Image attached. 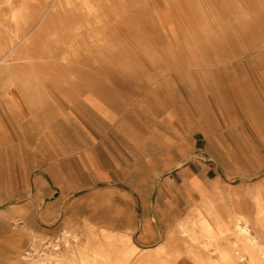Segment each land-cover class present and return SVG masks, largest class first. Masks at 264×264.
Masks as SVG:
<instances>
[{
    "label": "crops",
    "instance_id": "1",
    "mask_svg": "<svg viewBox=\"0 0 264 264\" xmlns=\"http://www.w3.org/2000/svg\"><path fill=\"white\" fill-rule=\"evenodd\" d=\"M261 52L255 54L261 86L247 88L232 79L228 100L218 90L211 114H205L204 104L201 114L198 106L190 107L187 90L174 94L164 82L151 84L129 109L116 106L125 100L120 84L95 83L79 94L67 82L68 93L61 96L70 110L59 116L35 113L28 95L17 93L19 84L0 92V264L11 255L12 231L24 228L16 233L25 247L29 231L53 235L71 228L79 210L94 223L130 231L138 226L139 245L155 241L154 222L171 216L177 198L188 202L192 176L208 187V181L224 184L203 161L206 153H224L221 136L206 120L219 115L217 107L248 121L255 132L244 137L248 146L249 138H264ZM55 100L60 106V95ZM18 205L23 219L12 229Z\"/></svg>",
    "mask_w": 264,
    "mask_h": 264
},
{
    "label": "rangeland",
    "instance_id": "2",
    "mask_svg": "<svg viewBox=\"0 0 264 264\" xmlns=\"http://www.w3.org/2000/svg\"><path fill=\"white\" fill-rule=\"evenodd\" d=\"M149 4L155 7L154 13L166 11V19H163L164 16L158 19L159 16L155 14L154 19L151 18V28L161 30L157 41L159 43L152 40L147 33L148 27V35L111 41V46L106 42L91 45V42L83 39L72 42L68 41L69 39L44 40L34 44L39 45L38 48H30L28 52L14 54L13 57L8 56L7 67L0 72V92L13 84H19L22 91L17 93L22 92L30 97L29 105L35 113L46 111L50 112V115L59 116L70 110V104L63 101L61 96L68 93L63 89L64 83L67 82H72L79 94L84 93L85 87L95 83L120 84L124 86L122 96L125 100L119 101L120 104L116 106L124 109L132 107L134 102L149 90L151 84L164 82L174 94L187 90L189 106H198L200 114L204 110L205 114H211L213 98L218 94V90L222 97L228 100L229 96L226 97L225 94L229 91V82H232V79L236 78L239 83L246 84L247 88L261 86L257 75L260 73L257 70L260 66L255 58L257 51L251 45L257 35H264V0H149ZM161 5L165 6V11L156 8ZM46 7L50 9L48 5H44L41 10ZM71 10L83 11L78 8ZM6 12V6L1 5L0 17ZM125 13L130 14L128 11ZM196 14L203 18L199 21ZM168 28L173 31L165 30ZM5 39L7 38H0L1 43H4ZM7 44L6 49L12 46ZM12 58L14 60H11ZM64 61L68 62L65 66ZM58 88L59 90H56ZM108 92L113 95L117 93L115 90ZM59 95L62 99L58 100L60 106L55 100ZM223 103V106L228 105V102ZM217 111L219 115L216 113V118L212 115V121L210 116L206 120L214 124L216 134L221 136L224 153H206L204 163L213 166L215 171L213 168L211 170L231 188L242 190L245 186L257 185L264 180V138H249L252 145L248 146L244 137L255 136L248 121L240 115L224 113L223 107L222 115L218 107ZM177 201L178 203L173 205L175 209L171 213L172 218L169 217V226L165 225L162 218H158L154 222L159 231L158 238L144 246L159 243L164 231L173 227V222L188 214L190 203L180 202V197ZM244 202L249 208L251 199L246 197ZM150 205L153 206L154 203ZM79 212L80 219L69 228L73 232L71 236L77 235L76 240L70 244L73 248L82 249L90 240L92 246L95 249L98 247V250L106 244L100 234L102 228L115 232L127 230L94 223L90 219L86 221V225L91 227L88 228L83 221L84 210ZM20 224L13 223V226L19 227ZM138 230L137 226L129 231L131 239L136 243ZM28 234V241L32 240L35 248L39 250L34 253L32 260L39 254L53 260V255L57 252L53 250V242L61 245L60 252L66 256L75 253V250L69 252L63 246L61 231L53 235L38 234L34 231H29ZM33 236H36L35 240ZM262 236L264 237V232ZM178 249L179 256L169 257L168 264H195L186 255L184 245L181 244ZM90 251V248L86 251L89 256ZM247 262L242 260L241 264Z\"/></svg>",
    "mask_w": 264,
    "mask_h": 264
},
{
    "label": "bare ground",
    "instance_id": "3",
    "mask_svg": "<svg viewBox=\"0 0 264 264\" xmlns=\"http://www.w3.org/2000/svg\"><path fill=\"white\" fill-rule=\"evenodd\" d=\"M16 1L0 0V6L7 8V12L0 17V38H7L4 43L0 41V67H7L8 56L38 48L39 45L34 44L50 39H69L71 42L83 39L91 42V45L97 42L110 45L111 41L148 33L157 42L161 30L151 28L153 15L166 19L165 6H156L164 13H154L155 7H151L149 0ZM44 5L50 9L46 7L47 10H41ZM75 8L83 11L71 10ZM127 11L130 14L125 13ZM200 18L203 17L196 14V19L200 21ZM166 30L173 31L172 28ZM7 43L12 45L8 49ZM251 46L258 53H263L264 35H257ZM67 63L64 61V66ZM26 98L31 100L30 97ZM191 183L192 190L186 189L190 203L188 214L173 222L174 226L164 231L162 240L156 245L137 244L131 239L128 229L115 232L102 228L100 234L106 241L104 246L97 250L98 247L95 249L89 240L82 249H77L70 245L77 235L71 236L73 232L63 228L60 237L63 246L69 252L75 250L74 255L61 253V245L53 242V250L57 251L55 255L50 254L53 260L40 254L32 260L39 250L32 240L22 247V235L16 232H23L24 228H19L12 231L11 255L5 257L6 264H168L169 257L179 256L181 244L195 264H241L242 260H247V264H264V180L255 186H245L242 190H235L219 180L208 181V187L196 176H192ZM246 197L251 199L249 208L244 204ZM23 214L22 207L15 206L11 222H21ZM162 220L169 226V217ZM83 221L87 226L86 218ZM89 248L90 256L86 252Z\"/></svg>",
    "mask_w": 264,
    "mask_h": 264
}]
</instances>
